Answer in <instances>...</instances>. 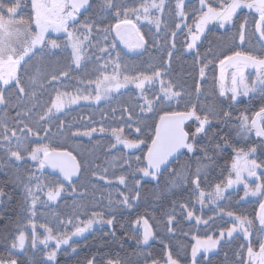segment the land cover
<instances>
[{
  "label": "trees",
  "instance_id": "trees-1",
  "mask_svg": "<svg viewBox=\"0 0 264 264\" xmlns=\"http://www.w3.org/2000/svg\"><path fill=\"white\" fill-rule=\"evenodd\" d=\"M5 2L7 3L8 0ZM11 2L14 3L15 0ZM141 2L142 0H116L118 5H126L129 9L137 7ZM211 2L214 6H218L221 0H211ZM90 3L92 8L83 12L78 26L86 20L100 28L109 27L116 22L115 10L111 14H105L100 11V0H90ZM164 4L163 13L159 14L163 20L161 31L142 28L145 47L141 52L135 55L120 52L112 33L108 40L104 41L102 34H98L94 28L89 40L86 41L88 47L85 55L90 59L83 62L82 68L76 69L72 64L69 47L48 48L42 52L37 51L36 55L27 60V63H23L18 71L21 84L27 89L29 95L20 96L19 89L14 84L4 88L5 103L0 108V125L8 127L10 136L12 129H17L19 133L18 119H24L30 123L28 117H18L17 113L31 108L32 117L35 119V113L40 111L45 104H49L57 91L71 93L73 96L78 92L83 95L91 93L95 96V84L89 86L88 81H95L98 77L102 79L103 74H114L113 64H108L106 73L97 70L109 60L107 53L102 54L95 47L99 41L101 47L116 45L115 49L111 50V57L115 58L119 54L121 67L126 69L120 73L121 79L123 75H135L137 72L151 74L159 68L162 72V79L175 85V90L181 91L182 98L174 99L171 103L166 101L163 104H157L154 113H141L140 105L143 101L140 95L128 89L95 106L78 105L60 114L54 113L47 123L41 122L40 125H33L34 129L36 127L41 129L39 137L32 135L28 138V142L24 145L27 151H23L24 159L19 162L9 159L7 152L0 149V165H2L0 167V190L5 193L2 199L6 203L2 207L3 214L0 216V238L3 231L10 233L14 224L24 225L27 221L26 218L22 219V215L27 214L23 204L26 192L14 183L12 168L18 167L20 171H24L25 164L28 162L25 158L29 155L31 148L42 143L50 149L70 152L80 165L79 178L69 184L70 188L64 187L67 193L75 188L77 194H83L81 197L74 196L73 203L69 198L63 201L66 202L65 208L68 209L67 218L82 224L88 221L93 213H96V216L104 221L108 219L113 221L111 230L104 228L95 231L84 240L71 244L69 251L75 249L74 254L70 255L68 251H61L54 264H88L90 259L94 260V264H107L108 260L119 261L120 264H153L155 260L161 264L167 253H171L178 264H190L193 236L204 238L208 233H202L201 228L196 229L192 223L185 222L182 204L187 205L188 210L193 211L195 216L202 213L194 207L199 193L194 195L192 184L179 181L178 178H176L177 185L173 187L172 180L175 177L172 170L187 163L190 171L194 172L197 160L204 156V153L200 151L201 147H207L211 161H201L208 167L200 177V189L209 193L217 184H222L226 180L234 149L249 150L260 144L261 139L254 135V131L251 132L249 140L237 138V120L241 116L251 118L261 107H264V93L258 91L254 97L231 105L219 99L216 78L217 65L224 56H230L236 51L264 56V50H261L257 38H252L251 42L245 45L240 46L238 40L233 44L232 35L235 29L225 32L209 28L194 53L188 54L185 52L187 28L183 31L175 28V24L181 22L180 18L175 16L176 0H164ZM199 8V0H185V11L188 17L185 23L193 24L196 18L195 10ZM30 14L28 0H25V4L19 8V15L16 19H27ZM122 17L123 9H121L120 18ZM245 17L249 21V32L251 33L254 30L255 16L253 14H246L242 11L238 17H234V20L238 26ZM174 30L178 32V35L174 41L176 47L172 48L171 34ZM48 38L52 39V37ZM59 42L62 45L66 43L65 37H60ZM169 52L172 53L171 56ZM197 53L199 60H197ZM98 56L101 57L99 60H97ZM70 64L71 68H69ZM205 64L207 67L204 79L199 82V71ZM61 70L68 71V77H60L58 81L49 82L51 74L58 75ZM37 73L40 75L43 87L36 86V96L32 98L31 94L34 90L32 78ZM198 85L201 90L199 94L196 91ZM159 88L160 82L157 81L154 86L147 87L145 95L154 97ZM193 105L196 106L201 116L214 107L216 110L228 111L231 118L227 123L212 119L208 132L202 134L195 144V154L192 156L183 154L166 171L159 174L155 182L142 181L137 169L144 166L143 155L153 137L157 119L163 115L164 111H187ZM130 115L132 119H129ZM61 122H63L62 128ZM193 125L194 123L187 125L185 130L190 132ZM137 127H141L142 132H136ZM44 128L50 129L47 135L43 131ZM93 128L96 131L103 128V135L92 136L88 140L74 138L72 135V132H85ZM113 128L123 129V135L128 139L143 140L142 151L128 153L113 149L111 147L113 140L109 135ZM3 131V126H0V133ZM212 136L215 139L210 143L208 137ZM222 137L227 140V146H225V139H221ZM217 142L221 145L220 149L214 148ZM14 144L15 140H13ZM138 156L141 157L140 162L136 160ZM50 176L53 179L57 178L53 174ZM101 176L104 179H100ZM121 176L125 178V184L116 182ZM137 180L140 181L139 184L136 183ZM137 193L139 197L135 198ZM125 196L129 197L128 204L122 202ZM229 196L233 199L240 198V193H232ZM60 204L61 202L58 205ZM256 207L257 203H250L249 211L245 209L240 215L255 222ZM169 215L173 217L171 225L168 223ZM137 220L140 223L144 220L148 221L152 238L147 244L142 242L143 236L136 228L140 224L135 223ZM44 223L48 224L43 216H40L38 224L44 225ZM169 228H172V231H169ZM256 233H252L250 239L254 240ZM247 245L244 244L243 237L233 238L229 242L221 243L217 252L206 260L202 258L200 264H244L247 260ZM257 245L258 243L254 245L256 250H258ZM40 257L38 255L29 256V254L27 256L7 255L4 250L0 249V258L16 259L18 264H44L39 260Z\"/></svg>",
  "mask_w": 264,
  "mask_h": 264
},
{
  "label": "snow or ice",
  "instance_id": "snow-or-ice-1",
  "mask_svg": "<svg viewBox=\"0 0 264 264\" xmlns=\"http://www.w3.org/2000/svg\"><path fill=\"white\" fill-rule=\"evenodd\" d=\"M25 4V0H15L11 2L8 0H0V84L4 86L10 85L11 82H15V87L19 89L20 96L29 95L27 89L22 86L19 77L17 76V70L23 63H27L37 51H44L45 49H60L62 47L71 48V62L75 65L76 69H80L84 66V61L90 59L85 55L88 45L86 41L89 40L93 29L95 28L98 34H102L103 40L107 41L109 35L115 32L114 39H119L120 43L130 51L140 49L144 47L145 40L136 28V24L129 18L130 15H135L136 19L147 20L150 24L156 26L157 32L161 31V25L163 20L160 16L153 15V10L163 13L165 4L164 0H142V2L134 8L129 9L126 5H118L116 0H100L99 8L102 13L111 14L114 11L116 17V23L106 28H100L94 23H89L87 20L80 26L78 24V17L83 12L92 8L90 0H31V14L27 19H19L16 17L19 15L18 9ZM200 8L196 9V18L193 20V24L185 23L187 13L185 11V0H176V12L175 16L180 18L179 23L175 24V28L183 31L187 28L188 36L186 48L188 50L195 49L197 47V41L201 40V36L205 34V29L208 25H218L219 29H223L225 32L235 29L232 35L233 44L239 41L240 45L250 43L252 38H257V42L260 44L261 50H264V0H221L218 6H214L211 0H199ZM121 9H123V19H121ZM243 9H248L250 13H255L254 18V30L249 32V21L247 17L239 23L237 26L234 17H238ZM35 28H32V25ZM183 24V27H182ZM194 26V27H193ZM231 26V28L229 27ZM63 33L66 37V43L63 45L59 42V38H48L47 33ZM172 48H175V38L178 35L177 31H172ZM95 47L98 48L100 53H107L109 60L101 66L98 71L106 73L108 64H113V75L103 74L102 79L97 78L95 81H88V85H96V94L92 96L80 94L79 92L73 96L71 93L59 92L55 97H52L49 104H45L41 107L40 111L35 113V119L32 117V109L29 108L25 111L17 113L18 117H28L29 122L24 119L17 120V129L11 130V135H8L9 129L6 125L3 126L4 131L0 133V149L7 152L9 159H15L21 161L24 159L23 151H27L24 148L28 138L32 135L39 137V127L34 129L33 125H40L41 122L47 123L52 118L54 112H61L67 104H74L79 100L94 99L96 101L107 97L112 92H118L119 89L127 87L129 84L135 86L140 91V99L143 104L140 105L141 113H154L157 104H163L164 102L173 101L177 98H182L181 91L175 90V85L171 82H166L162 79V72L159 68L151 72V74L137 72L135 75H123L121 79L120 73L126 69H122L120 64V56L117 54L115 58L111 57V50L115 49L116 45L100 46L98 41ZM172 53L169 52V56ZM27 58V59H26ZM101 57H97L99 60ZM197 60H199V54L197 53ZM221 66V72L223 77L224 66L228 65L234 69L232 73V87L231 89H225L223 82H221L220 96H225L227 91H231V99L235 101L237 96L243 94L247 96L250 92H255L259 89L264 93V56L253 55L248 52L236 51L230 56H224L219 60ZM205 64L200 68L201 77L205 74ZM71 68V64L69 65ZM254 69L256 71V79L251 81V84L245 81V70ZM69 72L61 70L59 74H51L50 81H58L60 77H68ZM160 82L159 91L155 93V96H147V86H154L156 82ZM83 82V81H82ZM32 84L34 90L31 94L32 98H35V87H43L40 80V75L37 73L32 78ZM0 89V104L5 103V97L3 91ZM197 93H200V87L197 86ZM127 111V109H125ZM231 118V114L223 109L216 110L214 107L207 114L201 116L197 112V108L193 105L187 111H164L163 115H160L159 121L155 124V135L151 138V144L147 146V152L143 155V161H146V166L139 167L138 172L143 177H152L158 179V174L162 172V166L167 167L172 162V158H177L183 154L180 150L186 149L187 153H196V145L191 142L195 141L202 134L208 132V127L211 125L212 119L220 122L227 123ZM129 119H132L131 115ZM195 121L197 126L194 132H188L185 130L186 121ZM139 123V121H138ZM23 125V127H20ZM63 122H61V128ZM43 131L47 135L50 131L48 128H44ZM96 129L93 128L90 131L85 132H72L73 136H91ZM104 131L103 128L100 129ZM255 132V135L260 138H264V107H261L258 112L251 118L248 116H242L239 125L238 135L246 136L251 132ZM136 132H142L141 127L136 128ZM112 135L115 137V144L111 145L112 148H116L117 145H123L124 149H141V145L144 143L140 139H128L123 135V129H112ZM209 142L215 139L214 136L208 137ZM225 139V138H221ZM13 140L15 144L13 145ZM43 140V138H40ZM225 146H227V140L225 139ZM215 149H220L221 145L217 142L214 146ZM142 151V149H141ZM201 152L204 156L197 160V166L194 172L190 171V166L186 163L181 166L180 169H173L174 179L172 180V186L177 185L178 180L184 182H190L195 186L193 194L199 193L197 199L201 206L205 204L207 199L209 202H215L217 199L223 198L225 190L231 187L235 183H244L242 176L247 173L248 177H254L256 181H262L255 183V187H251L248 183H244L245 196H264V173L257 175V170L262 167L261 163H257L255 159H249L251 152L255 149H250L249 152L243 150H235L236 157L232 163V169L235 172V180L229 178L226 185L217 184L214 192L206 193L200 189V177L205 173L208 165L202 163V160L211 161V156L208 155L207 147H201ZM42 154V155H41ZM29 158L33 161H38V168L44 170L50 168L54 171H58L59 177L44 182L41 177L35 176V174L29 175L27 179L20 177L16 178V182L23 184L26 191L25 203L31 198V206L35 207L38 197L35 195L32 187V181L36 180L35 190L43 191L45 187L48 188L46 193L49 201H54L64 191V181L72 182V177L77 176L80 171V165L76 162L75 156L67 151H57L56 149H50L47 145L38 143L36 147L31 148L29 152ZM137 162L141 161V157H136ZM2 167V165H0ZM131 167V165H129ZM178 178V180L176 179ZM100 179H104L103 176ZM121 184H125V178L119 177ZM140 183L139 180L136 181ZM75 192V188H73ZM5 193L0 190V197H3ZM139 193H137V197ZM124 204L129 203V197L125 196L122 201ZM181 208L187 212V218L189 220L195 219L199 225L201 223L207 225L208 221L203 220L200 216H195L193 211L188 210V206L181 205ZM31 211V208L29 209ZM32 215H35L32 212ZM97 214L93 213L95 217ZM227 215L233 218L232 227L226 229L227 237L232 238L234 233L242 232L243 237L248 241L247 245V260L244 264H264V237H259L256 240L250 239L252 235L253 221L246 216L235 215L232 212H228ZM260 228L258 233H264V201L260 202L259 212L257 214ZM95 222H106L111 225L113 221L108 219L107 221H96L89 219L83 224V227L75 226V231L71 233L73 236H78L87 231ZM71 223V221H69ZM139 224L140 221L135 222ZM168 223H173V217L169 215ZM145 231L143 234L142 242L147 244L149 239L152 238V231L148 226V221L144 220ZM35 228V225H33ZM44 227V225H41ZM48 235L40 243L47 246L48 240L55 239L57 241V248L61 244H68L69 238L67 235L62 237H56L52 235V229L45 228ZM172 231V228H169ZM225 237V230L220 231L218 238L208 236L206 239H200L197 236H193L196 241L191 248L192 264H200L198 260V253L203 252L207 254L216 249L220 241ZM33 247L36 246V235L33 232ZM258 243V250L254 245ZM25 247V234L23 231L19 232V235L11 242L9 249L10 254L14 249H24ZM75 251V249H73ZM56 252L52 251L47 254V259L52 261L55 259ZM0 264H18L16 259L7 260L0 258ZM88 264H94V260H88ZM107 264H120L119 261L108 260ZM153 264H160L159 261H153ZM165 264H178L177 260L173 258L171 253L166 254Z\"/></svg>",
  "mask_w": 264,
  "mask_h": 264
},
{
  "label": "rangeland",
  "instance_id": "rangeland-1",
  "mask_svg": "<svg viewBox=\"0 0 264 264\" xmlns=\"http://www.w3.org/2000/svg\"><path fill=\"white\" fill-rule=\"evenodd\" d=\"M157 2H159V0H157ZM29 6H30V10H31V0H28ZM242 11H244L246 14L250 13L248 9H243ZM84 12V11H82ZM18 13H19V9H18ZM160 12H157L155 10H153V15L155 16H159ZM253 14L254 16H256L255 13H250ZM82 15H79L78 17V22L80 20ZM124 17H122L121 19H123ZM129 18L133 21L134 24H136V28L139 30L140 34L142 35L141 31L142 28H151V29H156V26L154 24H150L147 20L144 19H140L139 21L136 19L135 15H130ZM116 23V22H115ZM114 23V24H115ZM76 27H80V26H76ZM194 27V26H193ZM32 28H35V25H32ZM209 28H218V25H208L205 29V33L207 32V30ZM219 30H223V29H219ZM188 32V31H187ZM205 34H203L201 36V40L203 39ZM47 37H52V38H60V37H65L63 33H53V32H49L46 34ZM188 36V33H187ZM112 37H115V32H112ZM66 39V37H65ZM115 43L118 47V50L126 55H135L139 52H141L143 48L140 49H136V50H132L130 51L129 49L125 48L119 41V39H114ZM197 41V45H199V43L201 42ZM240 45V44H239ZM241 46V45H240ZM70 52L72 51L71 48L69 47ZM196 49V48H195ZM195 49L192 50H188L185 47V52L188 54L194 53ZM27 59V58H26ZM20 68H18L17 70V76H18V71ZM234 69H232L231 67H229L228 65L224 66V71H223V77H222V72H221V66L218 63L217 65V78H216V89H217V94L218 97L221 101L231 104V105H235L238 104L241 101H246L252 97H254L256 94H258V91H260L259 89H257V91L255 92H250L247 96L240 94L237 96V99L235 101H233L231 99L232 93L231 91H227L225 96H220V90H221V82H223V86L225 89H231L232 87V73H233ZM204 76L201 77L200 75V71H199V77L198 80L199 82L203 81ZM256 79V71L254 69H246L245 70V81L247 83H249V85L251 84V81ZM11 84L15 85V82H11ZM9 86V85H8ZM150 86V85H149ZM7 86H4L2 84H0V88L4 89ZM148 87V86H147ZM128 89H132L136 92V94L140 95V91L137 90L135 88L134 85L129 84L127 87L121 88L119 89L118 92H112L110 93L107 97L102 98L99 101H96L94 99L91 100H79L74 104H67L66 107L61 111V112H54L55 114H60L62 112H64L65 110L72 108V107H77L78 105H97L99 103L104 102L105 100H107L108 98H110L111 96L123 92L125 90ZM95 90H96V85H95ZM2 107V104H0V108ZM242 117V116H241ZM241 117H239V119L237 120V133L239 131V125L241 122ZM197 126V122H194V125L191 129L190 132H194L195 131V127ZM209 127V126H206ZM250 134H247L246 136H240L237 134V138L243 139V140H249L250 139ZM98 135H103L102 132L100 131H95L92 133L91 136H84V135H80V136H73L74 138H79V139H85L88 140L90 139L92 136H98ZM110 137L113 140V144H115V137L112 135V133L109 134ZM201 137V136H200ZM198 137L195 141H191L194 144H196L199 140ZM144 147V144L141 145V149ZM113 149H120L123 150L125 152L128 153H134L136 151H139L141 149H124L123 145H117L116 148ZM255 149L254 152H251L249 155V159H255L257 161V163H261L262 167L260 169L257 170V175H260V173H264V142L261 141L260 144H258L256 147L252 148ZM250 150V149H249ZM249 150H243L244 152H249ZM81 154V151H80ZM186 155L188 156H192L193 153H187V150L185 151ZM42 155V154H41ZM236 157V151H234L232 153V159L230 162V166H229V171L227 174V178L226 180L221 184V185H226L227 181L229 178L235 180V172L232 169V163L234 161ZM28 162L27 164H25V169L24 171H20V169L18 167H16V169L12 168V174L14 175V183H16V185L20 186L19 188L23 189V192H26L23 184H20L18 182H16V178L20 177L22 179H27V177L29 175L35 174V176L37 177H41V180L44 182H47L49 180H52L53 178L50 176L52 173H50L47 168H45L44 170H40L38 168V161H33L29 158V155L25 158ZM13 161H16L15 159H12ZM19 162V161H16ZM19 166V165H18ZM181 167H177L176 169H180ZM50 174V175H49ZM139 176L141 178L142 181H151V182H155L156 179H153L152 177H143L142 174L139 172ZM242 179L244 180V183H248L251 187H255V183H260L261 181H256V179L254 177H248L247 173H244L242 176ZM117 183L121 184L119 180L116 181ZM32 187L34 189L35 195L38 197L36 205L34 208H32L31 206V198L28 199L27 204L25 203V197L23 198V204L25 205V211L27 212V214L22 215V219L24 220L26 218V223L23 225H16L14 224V226H12V231H9L10 233L3 231L2 236L0 238V249L4 250L7 255H13V256H27L29 254V256H41L39 258L40 261H42L44 264H54L55 260L57 258V256L59 255V253L61 251H68V253L74 254L76 252L73 250L69 251V246L71 244H74L76 242L82 241L84 240L87 236L91 235L92 233H94L95 231L107 228V229H112L113 227V223L111 225H108L106 222H95L92 224V226L85 231L84 233H82L81 235L78 236H73L71 235V233H73L75 231V226H80L83 227V224L77 223L75 221L70 220L69 218H67V212L68 209L65 208V203L63 202L65 199L69 198L71 199V202L73 203L75 197H81L83 194L82 193H78L73 191V189H70V193H67L65 190L61 193V195L59 197H57L56 200L54 201H49L47 199V191L48 188L45 187L43 189V191H36L35 190V185H36V180H33L32 182ZM64 183V187H68L70 188V183ZM244 183H235L233 184L231 187L227 188L225 190L224 196L223 198L217 199L215 202H209L207 199L205 200V204L203 206H201L199 200L194 202V207L198 208L200 212H202L199 216L202 217L203 220H207L208 224L205 225L203 223L201 224H197L195 219L189 220L187 218V212H185V222L187 223H192L195 228H201L202 229V233H208L207 235H205L204 238H200V239H206L208 236H212L213 238H218L220 236V231L224 228H230L233 225V218L229 217L227 215L228 212H232L235 215H240V213H242L243 211H249V206L250 203H257V211L256 213L258 214L259 212V205L261 201H264V196H245V188H244ZM194 188L195 186L192 185ZM215 188L213 189L212 192H214ZM240 193V198H236L233 199V197H230L229 194L232 193ZM199 195V194H198ZM26 196V193H25ZM75 196V197H74ZM124 200V199H123ZM122 200V201H123ZM61 202L60 205H58ZM4 204H6L5 202H3L2 197H0V216L3 214V210L2 207L4 206ZM124 204V203H123ZM31 208V211H29V209ZM193 208V207H192ZM59 210V212H58ZM32 212L35 213V215H32ZM209 215H207V214ZM206 214V215H205ZM211 214V215H210ZM40 216H43L44 220H46L48 222V224L44 223V227H41L40 224H38V218ZM257 217V215H256ZM90 219H94L96 221H104L103 219H101L99 216H91ZM40 220V219H39ZM69 221H71V223H69ZM253 221V220H252ZM87 222V221H86ZM33 225H35V228L33 227ZM75 225V226H74ZM255 227H257V230L260 228V224H259V220L256 218L255 222L253 221V225H252V233H256L257 231H255ZM45 228H50L52 229V235L56 236V237H62L67 235L69 238V242L68 244H61L59 248H57V241L55 239L53 240H48L47 242V246H45V244L40 243L41 240H44L45 237L48 235V233L45 231ZM136 228L138 229V231L141 232L142 236L144 234L145 231V226L143 223H140L139 225L136 226ZM23 231L25 234V247L24 249H14L12 250V253L14 254H10L9 249L11 246V242L15 239V237L17 235H19V232ZM33 232H35V235L37 237L36 239V246L33 247ZM5 234V235H4ZM259 237H264V233H256V235H254V240H256ZM236 237H243V233L242 232H237L233 234L232 238H228L227 237V233L225 230V237L220 241V243L218 244L217 248L212 250L211 252L204 254L203 252L198 253V260L200 262H202V258L203 259H207L210 256H212L213 254H215L217 252V249L219 247V245L221 243L224 242H229L230 240H232L233 238ZM251 237V236H250ZM244 239V237H243ZM150 240V239H149ZM196 241L194 239H192V245L195 244ZM248 244V241H246L244 239V244ZM258 247V245H257ZM257 249V248H256ZM55 251L56 252V256L55 259L52 261H49L47 259V254ZM247 253V252H246ZM166 261V256L164 258L163 263L161 264H165ZM190 264H192V256H191V252H190Z\"/></svg>",
  "mask_w": 264,
  "mask_h": 264
},
{
  "label": "water",
  "instance_id": "water-1",
  "mask_svg": "<svg viewBox=\"0 0 264 264\" xmlns=\"http://www.w3.org/2000/svg\"><path fill=\"white\" fill-rule=\"evenodd\" d=\"M83 11V10H82ZM159 121V118L157 119V121H156V123ZM195 121H186L185 122V124H186V126L187 125H189V124H192V123H194ZM255 133V132H254ZM155 135V126H154V131H153V136ZM255 135V134H254ZM256 136V135H255ZM257 137V136H256ZM258 138H260V137H258ZM263 142H264V138H260ZM149 144H151V142L149 143ZM57 151H59V150H57ZM181 151V153H185V151H186V149H182V150H180ZM147 152V151H146ZM183 154H181V155H179L177 158H172V162L170 163V164H168L167 165V167L166 168H164L163 166H162V172H164V171H166L168 168H169V166L171 165V164H173V163H175ZM77 162V161H76ZM78 163V162H77ZM79 164V163H78ZM144 166H146V161H144ZM47 170L50 172V173H52L53 175H55V176H57V177H59L60 179H62V177H60V174L58 173V171H54V170H52V169H50V168H47ZM161 172V173H162ZM161 173H159V174H161ZM158 174V175H159ZM79 176H80V171H79V173H78V175L77 176H73L72 177V182H74V181H76L78 178H79ZM64 182H66V183H69V182H67V181H64Z\"/></svg>",
  "mask_w": 264,
  "mask_h": 264
}]
</instances>
